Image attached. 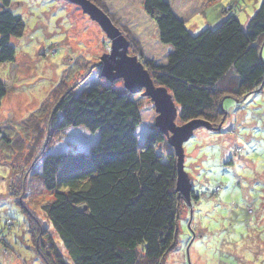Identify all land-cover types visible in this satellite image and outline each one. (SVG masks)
<instances>
[{"label": "rangeland", "instance_id": "1", "mask_svg": "<svg viewBox=\"0 0 264 264\" xmlns=\"http://www.w3.org/2000/svg\"><path fill=\"white\" fill-rule=\"evenodd\" d=\"M98 1L129 41L130 56L142 51L145 59L166 62L170 48L160 42L145 12L146 0ZM167 1L193 32L217 28L229 11L245 24L262 3ZM12 10L27 28L22 38L12 40L16 62L0 66V80L8 88L0 108V264H47L37 249L41 228L73 264L42 208L53 194L36 177L27 179L40 171L36 161L43 151L58 154L88 146L85 133L49 130L64 93L122 88L124 81L100 76L99 64L110 53L111 41L80 6L66 0H12ZM260 50L264 62V37ZM143 92L135 99L152 124L157 113ZM223 108L224 124L213 125L224 126L222 133L199 129L184 144V172L201 198L191 216L181 196L178 244L164 264H264V86L240 102L225 99ZM176 123L182 124L179 116Z\"/></svg>", "mask_w": 264, "mask_h": 264}, {"label": "trees", "instance_id": "2", "mask_svg": "<svg viewBox=\"0 0 264 264\" xmlns=\"http://www.w3.org/2000/svg\"><path fill=\"white\" fill-rule=\"evenodd\" d=\"M91 1L106 13L98 0ZM144 9L170 55L162 64L145 59L142 51L136 56L156 85L172 94L181 125L192 120L222 125L225 99L240 102L261 91L264 0L245 24L229 11L217 28L199 32L191 31L167 0H146ZM26 28L13 12L12 0H0V66L16 62L12 40L22 38ZM7 93L0 80V108ZM135 95L114 85L80 95L78 88L67 90L54 108L49 130L85 133L88 146L58 154L43 151L36 161L40 171L27 179L36 177L53 194L42 208L73 264H164L177 247L182 198L176 191L178 157L155 122H146ZM192 187L190 203L185 200L191 216L201 198ZM41 229L37 249L45 263L68 264Z\"/></svg>", "mask_w": 264, "mask_h": 264}, {"label": "water", "instance_id": "3", "mask_svg": "<svg viewBox=\"0 0 264 264\" xmlns=\"http://www.w3.org/2000/svg\"><path fill=\"white\" fill-rule=\"evenodd\" d=\"M81 7L83 13L95 21L111 41V51L101 58L99 74L109 81L123 79L124 87L133 94L141 93L150 97L157 113L155 126L168 138L169 145L178 157L176 191L190 203L193 191L192 184L184 172V144L194 133L205 128L218 131L209 122L192 120L186 124L176 123L179 116L173 96L165 87L157 86L150 72L137 56L129 55L130 43L115 26L111 18L91 0H66Z\"/></svg>", "mask_w": 264, "mask_h": 264}, {"label": "crops", "instance_id": "4", "mask_svg": "<svg viewBox=\"0 0 264 264\" xmlns=\"http://www.w3.org/2000/svg\"><path fill=\"white\" fill-rule=\"evenodd\" d=\"M168 47V46H167ZM170 51V50H169ZM170 55V52H169V54H168V56Z\"/></svg>", "mask_w": 264, "mask_h": 264}]
</instances>
